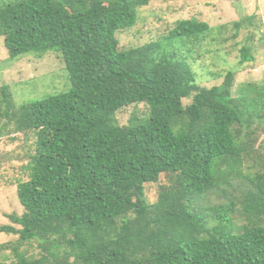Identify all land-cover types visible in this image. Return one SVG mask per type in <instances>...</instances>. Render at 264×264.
<instances>
[{
    "label": "trees",
    "instance_id": "1",
    "mask_svg": "<svg viewBox=\"0 0 264 264\" xmlns=\"http://www.w3.org/2000/svg\"><path fill=\"white\" fill-rule=\"evenodd\" d=\"M151 1L0 0L9 57L56 53L69 84L18 105L0 87V118L35 137L28 179L17 182L24 211L0 225L18 236L0 244L11 264H264V141L262 151L251 141L264 126V83L234 95L235 69L220 84H198L190 58L212 27L193 17L119 48L117 32ZM239 52L240 66L254 59L248 45ZM134 103L148 115L118 125L117 111ZM161 175L150 203L145 186ZM208 194L227 200L204 204ZM32 240L45 254L21 250Z\"/></svg>",
    "mask_w": 264,
    "mask_h": 264
},
{
    "label": "rangeland",
    "instance_id": "2",
    "mask_svg": "<svg viewBox=\"0 0 264 264\" xmlns=\"http://www.w3.org/2000/svg\"><path fill=\"white\" fill-rule=\"evenodd\" d=\"M248 15H254L252 23L256 25L236 30L233 22L244 20ZM190 17L205 21L212 27L211 38L201 47V55L193 54L194 58H190L198 84L207 87L220 84L224 74L235 69L237 72L232 89L234 95L240 92L243 84L264 83V0H152L139 9L137 21L132 27L117 32L119 48L125 49L161 39L168 34L176 20ZM220 25L225 28H220ZM234 33L236 36L232 37ZM174 44L181 45L180 42ZM243 45L250 47L254 59L240 66L239 48ZM167 51L171 52L169 49ZM67 76L58 54L47 52L37 56L27 53L10 58L3 37H0V87H8L15 104L66 90L69 87ZM189 101L184 98L183 104ZM148 113L146 104L134 103L117 111L116 122L125 126L132 118L143 119ZM15 127L13 120L6 116L0 118V225L11 223L7 214L21 215L24 211L17 197V182L28 179L27 166L30 155L34 152L35 137L33 138L32 133ZM251 137L253 146L262 151L264 126L258 127ZM252 162V159H248L243 168L244 173L252 174L258 168L249 167ZM164 182L166 180L161 175L158 182L146 184L148 202L156 200L159 185ZM226 200L227 196L223 194H208L203 203L216 204ZM17 239V235L0 233V244L14 243ZM21 250L34 258L45 254L36 240L22 243ZM12 261L13 253L9 249L2 251L0 262L11 264Z\"/></svg>",
    "mask_w": 264,
    "mask_h": 264
}]
</instances>
